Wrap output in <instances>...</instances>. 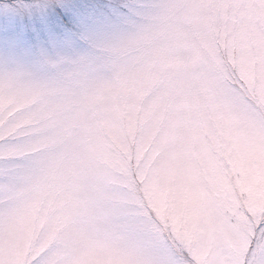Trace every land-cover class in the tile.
Listing matches in <instances>:
<instances>
[{
    "label": "rangeland",
    "instance_id": "obj_1",
    "mask_svg": "<svg viewBox=\"0 0 264 264\" xmlns=\"http://www.w3.org/2000/svg\"><path fill=\"white\" fill-rule=\"evenodd\" d=\"M0 264H264V0H0Z\"/></svg>",
    "mask_w": 264,
    "mask_h": 264
},
{
    "label": "clouds",
    "instance_id": "obj_2",
    "mask_svg": "<svg viewBox=\"0 0 264 264\" xmlns=\"http://www.w3.org/2000/svg\"><path fill=\"white\" fill-rule=\"evenodd\" d=\"M197 109L202 116L210 118L212 116L211 101L207 96H201L195 93ZM109 152L112 165L106 169L107 175L117 182V190L122 192L129 201L140 195L143 184L139 177L145 176L144 183H147L148 177L145 170V161L140 159L135 148L129 146L127 150L106 149ZM92 163H103V161H92ZM35 183L41 185L48 180V175L44 169H40L35 175ZM27 211L26 206H22L21 212Z\"/></svg>",
    "mask_w": 264,
    "mask_h": 264
}]
</instances>
